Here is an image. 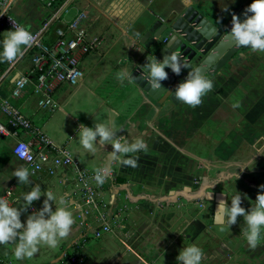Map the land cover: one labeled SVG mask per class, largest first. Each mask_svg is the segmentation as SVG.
Returning a JSON list of instances; mask_svg holds the SVG:
<instances>
[{"label":"crops","instance_id":"0c3cea01","mask_svg":"<svg viewBox=\"0 0 264 264\" xmlns=\"http://www.w3.org/2000/svg\"><path fill=\"white\" fill-rule=\"evenodd\" d=\"M9 1L16 19L31 31L39 30L54 11L43 0ZM251 2L70 0L46 38L52 40L56 28L65 27L85 10L88 15L82 26L103 40L98 49L81 59L83 77L79 82L60 84L55 90L57 105L53 109L39 106L40 95L33 92V80L19 96L12 94L15 79L31 71L32 51L25 47L23 55L14 61L0 60V96L33 124V130L19 128L20 136L16 137L11 134L15 128L9 114L0 105V121L10 131L0 135V196L12 190L9 201L22 203L17 198L38 183L42 189L67 192L70 200L80 205L74 210L71 231L56 248L44 245L32 257L16 260L12 254L14 242L0 244V264H72L65 260L66 252H71L75 243L86 257L82 264H177L187 235L194 242L201 239L207 229L206 219L210 227L222 226L214 223L215 200L207 197L208 191L204 196L205 213L201 212V201L190 199L200 198L194 191L195 183L212 170L233 172L236 159L244 158L239 171L245 173L247 167L241 168L262 153L264 146L259 149L257 143L264 141V51L242 49L214 75H207L213 80V88L195 106L160 102L132 79L121 84L116 73L124 68L132 73L145 51L141 37L148 22L166 19L174 9L194 5L216 24L231 19L240 9L246 10ZM10 29L3 27L0 39ZM95 119L110 120L121 138L139 135L147 143V151L127 154L137 159L135 167L112 161L111 177L102 185L94 181L98 209L85 204L79 180L80 170L95 172L112 150V145L106 144L88 153L79 145V125L93 126ZM38 133L67 147L73 164L55 167L47 163L30 172V183L25 184L12 176L16 167L26 166L14 155L13 147L19 138L35 139ZM253 149L256 152L252 155ZM43 199L42 195L34 201L21 219L42 207ZM158 203L164 209L161 218L150 214ZM103 223L109 224L110 230H104ZM155 239L159 240L157 247ZM216 255L213 250L211 259Z\"/></svg>","mask_w":264,"mask_h":264},{"label":"clouds","instance_id":"9594fccd","mask_svg":"<svg viewBox=\"0 0 264 264\" xmlns=\"http://www.w3.org/2000/svg\"><path fill=\"white\" fill-rule=\"evenodd\" d=\"M244 15L246 18L241 20L236 13L232 14V27L227 35L236 45L248 46L254 51H264V0H252L247 5ZM4 33L0 39V60L14 61L23 55L24 48L33 42V34L23 24L14 25ZM166 68H170L176 74H180L182 68L189 69L187 77L180 81L174 90L173 95L178 102L198 105L202 97L213 88V80L209 76L199 67L190 66L185 58L172 50L166 53L163 59L149 56L148 62L143 65V70L146 71L141 78L153 92H159L161 82L168 78ZM132 77L133 74L126 68L116 73V78L121 84L126 79L130 81ZM78 130L79 145L88 153H95L98 146L112 145L105 162L95 170L94 180L98 185H102L108 178L112 161L135 167L137 159L127 154H134L140 150L147 151V143L142 136L121 138L117 135L118 129L108 119H95L93 126L81 123ZM245 167L248 166L245 165L241 170ZM12 176L17 177L19 182L30 183V169L24 165L16 167ZM258 188L261 191L257 192L254 203L251 201L247 210L242 206V195L246 199L251 198L247 193L242 194L237 189L231 196L230 204L224 199H220L217 204L221 214L227 218L229 227L236 223L238 215H242L244 227L241 232L251 248H255L264 240V183L258 185ZM42 195L45 197L42 207L32 211L25 220H22V213ZM20 199L22 203H13L0 196V244L14 242L12 254L16 260L32 257L44 245L56 248L60 240L71 231L74 210L80 207L70 200L67 192L57 193L49 188L42 189L38 183L23 192L22 197L17 198ZM203 255L202 248L193 242L179 250L176 261L177 264H201Z\"/></svg>","mask_w":264,"mask_h":264},{"label":"built area","instance_id":"2783aa9c","mask_svg":"<svg viewBox=\"0 0 264 264\" xmlns=\"http://www.w3.org/2000/svg\"><path fill=\"white\" fill-rule=\"evenodd\" d=\"M45 6L54 8L50 17L43 23L39 30L31 31L33 42L27 46L32 51V68L30 73L19 75L12 87V94L19 96L23 89L33 80V92L40 95L39 106L44 109H53L57 105L54 92L60 84L76 85L83 77L80 67L81 59L99 48L102 43L101 36H92L82 26L87 17L85 10L79 11L68 21L65 27L54 30V38L47 39L46 35L52 29V23L62 18V11L66 10L70 0H43ZM11 11L9 0H0V32L3 27L20 25ZM30 75H33V79ZM0 105L9 114L10 124L15 128L11 134L20 136L19 128L33 130L31 120L26 117L9 100L0 96ZM10 132L7 126L0 121V135ZM16 157L24 161L30 172L35 173L45 164L52 163L53 166H69L73 164V157L67 147L56 144L48 136L38 133L35 139L19 138L13 147ZM23 153V155H21ZM95 172L80 170L79 180L83 187L81 196L89 208H99L97 200V187L94 183ZM112 170L108 177H111ZM5 198L11 199L12 190L5 192ZM104 230H110L107 223L102 224ZM75 243L71 252H66L68 261L72 264H82L86 258L83 253L76 249Z\"/></svg>","mask_w":264,"mask_h":264},{"label":"water","instance_id":"95a60500","mask_svg":"<svg viewBox=\"0 0 264 264\" xmlns=\"http://www.w3.org/2000/svg\"><path fill=\"white\" fill-rule=\"evenodd\" d=\"M244 13L245 9L236 12L241 20L246 18ZM231 27L232 18L215 24L194 5L181 10L174 9L166 19L157 18L148 22L141 37L145 51L132 71V80L160 102L169 100L178 104L173 93L178 83L187 77L189 69L182 68L180 74H176L170 68H166L168 78L161 82L159 92H153L141 78L146 71L143 70V65L148 62L149 56L163 59L166 53L174 50L185 58L190 66L199 67L206 75H214L240 50L250 49L231 41L227 35ZM207 197L215 200L214 223H224L226 217L221 214L217 204L220 199L227 200V194L221 191H208Z\"/></svg>","mask_w":264,"mask_h":264},{"label":"rangeland","instance_id":"374dc122","mask_svg":"<svg viewBox=\"0 0 264 264\" xmlns=\"http://www.w3.org/2000/svg\"><path fill=\"white\" fill-rule=\"evenodd\" d=\"M263 146L264 141L257 143V148L261 149ZM255 150L256 149H253L250 154H255ZM243 163L244 158L236 159L233 172L223 171L222 173H217L215 170H212L203 180L195 183L194 191L200 193V196H198L200 198L190 199V201H201V212L205 213V211H207L204 197L206 191L225 192L227 194V201L230 204L231 196L237 189L242 194L247 193L248 197L251 198V200H249L242 195V206L247 210L250 207L251 201L254 203L257 192L261 191L258 185L264 183V149L259 156L252 157L250 164L246 168L247 172L245 173L239 171ZM163 210L162 205L158 203V205L151 210L150 214L155 213V215L161 218L163 216ZM209 222L210 220L206 219L207 229L202 232L201 239L195 240V243L202 248L204 253L201 264H264V240L258 243L255 248L248 246L241 232L244 227L242 215H238L236 223L232 224L230 227L227 225V218H225V222L222 226L218 227H210ZM157 240L158 239H155L154 242L156 247ZM193 242L194 241L187 235L185 244L187 245ZM213 250L216 251L217 255L211 259ZM65 260L68 261V259Z\"/></svg>","mask_w":264,"mask_h":264},{"label":"bare ground","instance_id":"6f19581e","mask_svg":"<svg viewBox=\"0 0 264 264\" xmlns=\"http://www.w3.org/2000/svg\"><path fill=\"white\" fill-rule=\"evenodd\" d=\"M43 2V1H42ZM88 15V14H87ZM27 117V116H26ZM33 133V132H32ZM34 134V133H33ZM33 136V135H32ZM50 173V172H49Z\"/></svg>","mask_w":264,"mask_h":264},{"label":"trees","instance_id":"16d2710c","mask_svg":"<svg viewBox=\"0 0 264 264\" xmlns=\"http://www.w3.org/2000/svg\"><path fill=\"white\" fill-rule=\"evenodd\" d=\"M63 0H60V2H62ZM78 249V248H77Z\"/></svg>","mask_w":264,"mask_h":264}]
</instances>
